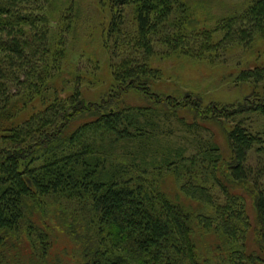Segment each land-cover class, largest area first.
<instances>
[{
    "label": "trees",
    "instance_id": "1",
    "mask_svg": "<svg viewBox=\"0 0 264 264\" xmlns=\"http://www.w3.org/2000/svg\"><path fill=\"white\" fill-rule=\"evenodd\" d=\"M185 1L97 0L108 12L101 43L111 83L90 95L83 85L95 81L77 69L64 72L63 37L73 24L66 12L75 0L65 9L56 0H0V264H63L52 257L57 233L78 249L69 264H264L236 245L250 222L244 197L228 189L250 198L264 253V161L255 169L246 164L251 151L264 160V132H253L244 116H264V104L228 110L178 97L153 86L161 71L150 65L155 46L209 65L234 47H251L264 38V0L211 30L191 27ZM53 5L64 15L57 32ZM234 80L262 84L264 65ZM128 95L146 104L129 105ZM170 118L188 149L163 141ZM218 122L228 127L233 156L225 174L209 125ZM167 175L175 195L163 189Z\"/></svg>",
    "mask_w": 264,
    "mask_h": 264
},
{
    "label": "rangeland",
    "instance_id": "2",
    "mask_svg": "<svg viewBox=\"0 0 264 264\" xmlns=\"http://www.w3.org/2000/svg\"><path fill=\"white\" fill-rule=\"evenodd\" d=\"M66 1L68 0L62 2L56 0V4L61 2L59 3L61 4L60 6L65 5L66 7L68 5V3H65ZM253 1L186 0L184 4L187 8L189 23H191L193 29L211 30L217 24H220L222 20H227L245 11ZM62 9L65 8L62 7ZM48 13L51 17L49 20L53 21H49L51 30L52 32H57L56 30L59 26L57 20L60 15L64 16L63 12L61 8L58 9L56 5H53ZM67 13L72 16L73 24L69 34L65 32L63 37V39L67 40V58L64 63V72L68 74L69 72L75 73L76 69L79 70L83 76L86 75L87 79L95 81V86L85 87L83 85L85 93L91 95L99 92L102 94L110 87L111 83L109 68L111 60L103 50L101 43L108 23V12L100 9L97 0H75L73 10ZM127 22H132L131 14H127ZM220 37L221 33H218L214 39L220 40ZM166 52L165 47L155 46V54L150 60V65L152 68L161 71V79L155 81L153 86L174 89L177 91L176 96L178 97L190 94L199 97L205 103H217L219 107L221 106V108L228 110H239L240 108H250L252 110L257 105L264 104V83L250 86L236 83L234 80L242 70L264 65V38H256L252 46L247 49L234 47L225 53H221L220 57L215 59L212 65L202 61H192L182 56H168ZM96 61L98 66L95 63ZM92 73H94L93 78H90ZM127 98L129 105L133 103L146 104V100H140L139 96L138 99H132L129 95ZM244 116L248 117L246 123L251 125L253 132H264V116L252 112ZM209 125L220 148L222 155L220 168L225 174L233 157L227 138L228 127L224 122ZM166 128V132L171 131V133L169 132L170 134L163 141H167L175 149L179 147L188 149L187 140L183 141L185 134L182 132L181 125L177 123L176 118H170ZM206 133L202 132L203 136H206ZM188 155H190L189 150ZM263 161L260 155H256L251 151L248 154L246 164L255 169L254 167H257ZM163 189L169 194L172 193V195L178 192L174 179L169 175L164 180ZM228 189L232 194L244 197L245 210L250 222L245 241L243 243L241 241L238 242L236 244L237 247L246 245V255L259 254L264 259V253L260 251L256 239L257 221L250 198L240 188L229 186ZM212 192L218 202L223 201L216 187H213ZM179 197L187 204L182 195H179ZM202 212L210 214L208 208H202ZM75 245L62 233H57L54 239L52 257L62 260L63 264L73 263L78 252ZM198 245L201 246V243Z\"/></svg>",
    "mask_w": 264,
    "mask_h": 264
}]
</instances>
